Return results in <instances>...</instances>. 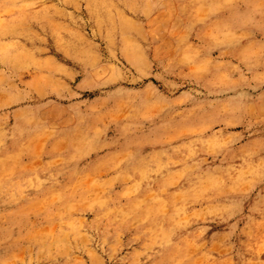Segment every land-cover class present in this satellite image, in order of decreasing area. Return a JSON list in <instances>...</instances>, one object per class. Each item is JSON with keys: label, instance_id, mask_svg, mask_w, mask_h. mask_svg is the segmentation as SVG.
Segmentation results:
<instances>
[{"label": "rangeland", "instance_id": "rangeland-1", "mask_svg": "<svg viewBox=\"0 0 264 264\" xmlns=\"http://www.w3.org/2000/svg\"><path fill=\"white\" fill-rule=\"evenodd\" d=\"M0 264H264V0H0Z\"/></svg>", "mask_w": 264, "mask_h": 264}]
</instances>
